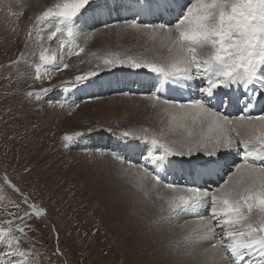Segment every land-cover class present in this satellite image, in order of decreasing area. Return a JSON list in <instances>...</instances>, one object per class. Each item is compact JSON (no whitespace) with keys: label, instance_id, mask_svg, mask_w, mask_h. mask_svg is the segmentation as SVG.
<instances>
[{"label":"snow or ice","instance_id":"snow-or-ice-1","mask_svg":"<svg viewBox=\"0 0 264 264\" xmlns=\"http://www.w3.org/2000/svg\"><path fill=\"white\" fill-rule=\"evenodd\" d=\"M121 6L112 9L93 0L37 3L38 12L27 31L30 40L34 33L39 36L35 78L51 80L53 72L70 67L64 61L65 53L79 56L85 51L77 39L83 35L86 42L92 35L82 32L84 26H91L88 13L95 23L110 29L113 24L96 17L104 8L110 15ZM139 11L160 20L168 15L175 22L145 23L134 16L115 27L134 30L154 42L159 40L168 55L121 57L115 53L104 59V66L146 69L158 81L185 88L189 81H199L200 95L181 101L162 99L159 89L152 92L148 99L166 114V129L150 133L145 128L139 135L128 130L120 133L125 139L143 141L149 155L138 163L118 152L108 155L116 163L119 176L135 189L138 203L158 205L150 218L171 225L172 221L191 217L170 227L166 236L170 247L183 249L178 257L182 264H252L246 258L253 254L260 257L255 264H264V109L258 115L250 112L264 100V0H144ZM42 33H46V40ZM54 39L56 50L50 47ZM97 74L89 71L75 75L71 81L29 91L27 96L41 102L55 88L68 83L75 88L91 82ZM234 86L243 91L238 95L223 91ZM66 103L49 101L48 106L63 109ZM225 106L235 108L236 114L222 110ZM83 135L65 134L62 147L70 148ZM234 150L239 162L233 160L229 165L222 158ZM177 163L188 165L191 183L165 182ZM222 172L227 173V179L209 190L208 181ZM0 204L5 213L0 221V256L5 259L0 264H37L39 254L30 233L35 232L32 222L48 215L47 207L37 203L6 169L0 175ZM56 237L58 240V231ZM59 251L57 246L54 254Z\"/></svg>","mask_w":264,"mask_h":264},{"label":"rangeland","instance_id":"rangeland-1","mask_svg":"<svg viewBox=\"0 0 264 264\" xmlns=\"http://www.w3.org/2000/svg\"><path fill=\"white\" fill-rule=\"evenodd\" d=\"M23 1L0 0V175L6 169L37 203H42L48 209L44 220L32 222L35 232L30 235L39 254L37 264H132L134 247L141 237L146 249L151 243L155 249L161 247V254L177 250L168 245V231L161 228L167 224L158 223L155 217L150 218V213L158 205L138 203L135 189L119 176L116 163L108 155L118 152L134 163L143 161L149 155L144 142L125 139L120 133L128 130L139 135L145 128L151 133L162 127L166 129L167 125L165 113L160 114L151 107H138L132 102L138 100L139 96L148 99L145 96L154 92L145 91L146 87H150L144 85L146 73L141 76L139 72L148 70L127 66L105 67L103 63L105 58L115 53L121 57L163 58L168 55L157 53L159 49L155 50L154 47L158 45L149 37L131 29L115 27L122 22V15L132 16L126 10L136 8L137 2L110 0V3H106L112 9L122 5L118 10L111 11L110 15L108 8H104L101 17L96 18L114 27L106 29L103 23L92 20L91 27L82 28L83 33L92 34L90 38L86 42L83 35L77 39L85 51L79 56L65 53L64 61L70 67L53 72L51 80H38L34 75V65L39 62V46L36 43L39 36L34 33L31 40L27 36L38 8L35 4L21 7L25 4ZM100 1L93 0V3ZM39 2L48 5L53 0ZM91 14L88 13V17ZM42 35L46 40V33ZM50 47L57 49L56 39L50 42ZM89 71L98 73L90 78L91 82H84L75 88L71 83L64 84L46 94L41 102H37L35 96H27L29 91L60 85L61 82L71 81L75 75ZM121 78L129 80V84L135 82L129 89L117 90L122 86ZM156 79L150 84L157 88ZM105 84L106 87L103 86ZM191 85L188 82V86ZM196 86L199 87V83ZM56 100L66 101V106L63 109L48 106L49 101ZM113 108L115 113L112 112ZM80 114L84 116L77 117ZM89 128L93 131L88 132ZM76 132H83L84 135L78 137L70 148H63L62 137ZM97 150L104 156H100ZM176 159L181 160L179 157ZM224 179H227V175ZM223 180L216 183V187ZM3 207L0 204V221L5 218ZM140 216L144 219H139ZM187 218L191 217H183ZM182 221L181 218L171 224L175 226ZM153 225L161 231L164 229L166 234L153 230ZM57 246L59 254H54ZM255 256L253 254L246 260H251L253 264L260 258L256 259ZM4 259L0 256V260Z\"/></svg>","mask_w":264,"mask_h":264},{"label":"bare ground","instance_id":"bare-ground-1","mask_svg":"<svg viewBox=\"0 0 264 264\" xmlns=\"http://www.w3.org/2000/svg\"><path fill=\"white\" fill-rule=\"evenodd\" d=\"M22 1V0H21ZM25 1V3H27V2H29V3H31V4H35V5H37V3H40L39 2V0H24ZM23 1V2H24ZM13 12V11H12ZM126 12H128L130 15H134L133 13H135V12H138V14H139V16H141V17H147V16H149V14H146V13H141L140 11H139V5H137L136 6V8L134 7V8H131V9H127L126 10ZM91 16H92V14L89 16V20L90 21H88V24L89 25H92L91 24V22H92V19H91ZM101 16H100V14L96 17V18H100ZM148 20H147V22L148 23H151L150 21H149V19H152V18H147ZM91 27V26H90ZM101 40V39H100ZM151 40V39H150ZM155 43H157V47L155 48L154 47V49L156 50L157 48L159 49V51L157 52V53H159L160 55H164V54H166V53H168L167 52V48L166 47H161L160 46V41L159 40H157V41H155ZM102 47V46H101ZM167 55V54H166ZM123 78H121L120 79V81H122L123 82ZM192 85L191 86H189V87H191V88H194V89H196V88H198V86H196V84L197 83H199V81H189ZM156 84H157V88H156V91H157V89H159V92H161V91H165V92H168V91H170V90H172L173 88H174V85H176L175 83H165V82H162V81H158L157 79H156ZM199 85H200V83H199ZM103 86H107V84H105V85H103ZM201 86V85H200ZM88 92H90V90H88ZM175 92H177V90H175ZM85 93L86 94H88L86 91H85ZM182 93H186V96L183 98V99H180L181 101H183V100H185L186 98H195L192 94H189V89H186L185 91H183ZM175 94V93H174ZM177 95V94H176ZM144 96H139V97H137L138 98V100H133L132 102H134L138 107H142V108H146V107H151L152 109L154 108L155 109V111H157V112H159L160 114H163L164 112H163V110H162V108H160V107H154L153 106V104H154V102L152 101V100H149V99H146V98H143ZM145 97H148V96H145ZM136 99V98H135ZM116 100V99H115ZM126 102V101H125ZM131 103V102H130ZM129 103V104H130ZM99 104V103H98ZM104 104V103H103ZM128 104V105H129ZM130 106V105H129ZM85 107V106H84ZM107 108V107H106ZM104 109V108H103ZM83 110V109H82ZM113 110H114V108L112 109V112H113ZM91 111V110H90ZM138 111V110H137ZM154 111V112H155ZM230 114H232V115H235L234 114V111L233 110H227ZM102 112V111H101ZM106 112V111H105ZM153 112V113H154ZM113 113H115V112H113ZM125 113V112H124ZM72 114V113H71ZM71 114H69V115H71ZM76 114V113H75ZM86 115V114H85ZM101 115H104V113H101ZM82 117V116H84V114H80V115H77V117ZM159 116H162V115H159ZM166 116V115H165ZM74 118H76V117H74ZM73 118V119H74ZM83 131H84V129H83ZM235 152L233 151V153L230 155V156H228L229 157V159H232L233 158V154H234ZM39 180H40V177H39ZM212 181H217V180H219V176H214L212 179H211ZM41 181V180H40ZM216 185L217 184H215L214 185V187H216ZM201 211V213L202 214H206V213H204V210L203 209H201L200 210ZM186 218V217H185ZM139 219H144L143 218V216H140L139 217ZM182 220H183V218H182ZM141 221H143V220H141ZM183 222V221H182ZM181 222V223H182ZM156 223V221H154V223L153 224H155ZM173 223V222H172ZM179 223V222H178ZM142 224V223H141ZM165 227H161V228H164L165 230H166V232L167 233H169V229H170V227H172V224L171 225H169V224H167V225H164ZM153 230H158V231H160L161 233H164L165 231H163L164 229H162V231L160 230V229H158V227H155L154 225L151 227ZM138 229H140L139 227H138ZM138 229H137V233H139L138 232ZM146 230H147V228H146ZM148 231V230H147ZM178 231V230H177ZM151 232V231H150ZM166 232H165V234H166ZM144 233V232H143ZM139 236H141L140 235V233L138 234ZM150 235V234H149ZM153 235L155 236V238H157V235H156V233L155 232H153ZM136 236H137V234H136ZM148 236V235H147ZM167 236V235H166ZM144 237H145V235H144ZM149 238V237H148ZM162 238H164V237H162ZM166 241V240H165ZM162 242V241H161ZM137 243V242H136ZM144 244H145V242H144V240H143V237H141V240H138V243L137 244H135V247H134V260H133V262H132V264H178V263H182V261H179L177 258H173L169 253H172V255L173 256H176V257H179V255H180V253H183V249L182 248H178L177 250H170V251H165L164 253L166 254H161L162 252H161V247H159V248H154L153 246H151V243H149V247H147V249L145 248V246H144ZM158 244V243H157ZM167 245V244H166ZM204 247H207L208 245L207 244H205V245H203ZM173 249V248H172ZM138 251V252H137ZM177 252H180V253H177ZM168 255V256H167ZM170 256V258H172V259H170V258H168ZM258 255H256L255 256V258L256 259H258ZM260 259V258H259ZM135 260H137V261H135ZM256 261H258V260H255L254 262H253V264H255V262Z\"/></svg>","mask_w":264,"mask_h":264}]
</instances>
